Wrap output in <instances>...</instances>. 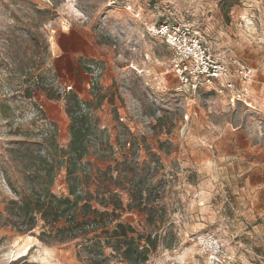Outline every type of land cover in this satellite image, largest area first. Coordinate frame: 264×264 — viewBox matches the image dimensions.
I'll use <instances>...</instances> for the list:
<instances>
[{
	"label": "rangeland",
	"instance_id": "374dc122",
	"mask_svg": "<svg viewBox=\"0 0 264 264\" xmlns=\"http://www.w3.org/2000/svg\"><path fill=\"white\" fill-rule=\"evenodd\" d=\"M167 20L198 32L221 62L254 69L247 88L257 113L243 102L230 106L206 88L182 90L171 68L173 51L155 33ZM30 24L50 44L40 69L25 56L31 40L21 30ZM19 48L21 58L13 61ZM21 61L30 72L16 73L14 64ZM92 64L103 69L96 95L86 74ZM41 77L44 85L53 84L60 100L38 89ZM28 89L35 91L32 99ZM69 92L90 102L99 127L105 126L100 129L113 142V154L104 153L108 159L97 154L85 159L94 171L132 159L136 150L135 168L144 178L141 201L154 208L153 216L126 209L119 219L158 237L147 264H264V191L252 198L257 192L247 193L241 175L258 158L255 178L264 183L263 155L246 157L251 150L264 152V0H0V211L16 197L10 184L20 188L24 182L12 142L41 143L43 154L53 152L54 141L68 146ZM225 122L234 123V158L230 141L215 136L221 133L216 125ZM52 191L68 195L65 168ZM121 197L126 206L132 202L127 191ZM49 233L42 221L28 232L0 223V264H95L81 239L58 241ZM204 234L220 240L221 256L213 257L206 243L193 240ZM105 254L106 264H127L110 248Z\"/></svg>",
	"mask_w": 264,
	"mask_h": 264
},
{
	"label": "trees",
	"instance_id": "16d2710c",
	"mask_svg": "<svg viewBox=\"0 0 264 264\" xmlns=\"http://www.w3.org/2000/svg\"><path fill=\"white\" fill-rule=\"evenodd\" d=\"M37 12L46 13L45 10ZM32 27L30 24L27 30H21L31 40L26 48L30 53L26 52L25 56L28 55L29 62L40 69V63L49 54L50 44L47 38L34 34ZM11 55L13 61L21 58L20 48ZM14 67L16 73L31 71L23 61L15 62ZM43 81L41 77L35 84L38 89L41 87L48 99L60 100L61 95L53 84L44 85ZM27 93L30 99L35 95L31 89ZM65 99L71 136L67 147H60L54 141L51 143L53 152L43 154L41 143L27 140L12 142L11 145L18 147L16 157L22 159L24 182L20 188L10 184L16 197L7 201L0 211V223L28 232L42 221L50 226L49 235L58 241L81 239L80 246L95 264H106V248H110L127 264H147L149 253L157 248L158 237L138 232L132 225L119 219V212L126 209H142L149 213V217L153 216L151 209L154 208L143 206L141 201L144 178L135 168L136 150L132 152V159L124 157L123 161L114 160V166L110 164L94 171L93 164L85 161L90 154H97L102 160L109 158L105 152L113 154L107 131L100 129L99 120L88 111L90 102L83 101L75 92L67 93ZM63 168L66 170L68 195L58 196L52 191V185ZM93 182L98 184L91 189ZM124 182H128L130 188H125ZM123 191H127L132 199L127 206L121 197ZM47 233L45 230L42 236Z\"/></svg>",
	"mask_w": 264,
	"mask_h": 264
},
{
	"label": "built area",
	"instance_id": "2783aa9c",
	"mask_svg": "<svg viewBox=\"0 0 264 264\" xmlns=\"http://www.w3.org/2000/svg\"><path fill=\"white\" fill-rule=\"evenodd\" d=\"M155 33L165 39L173 51L171 68L183 91L197 93L199 89L206 88L224 98L230 106L234 107L238 102H243L252 112L259 111L253 104L247 88V84L254 77L253 68L243 64L232 68L214 58L202 42L198 32L185 24L167 20L157 26ZM88 68V86L93 93H96L103 77V69L98 64L89 65ZM242 84L244 86H240ZM261 106L264 108V103ZM83 107L86 108L85 105ZM88 111L91 115L95 113L92 108ZM189 118L190 115L186 113L184 119L189 120ZM124 144L131 145L127 139H124ZM195 239L206 243L213 257L218 258L222 255L223 245L214 236L204 234L193 238Z\"/></svg>",
	"mask_w": 264,
	"mask_h": 264
},
{
	"label": "crops",
	"instance_id": "0c3cea01",
	"mask_svg": "<svg viewBox=\"0 0 264 264\" xmlns=\"http://www.w3.org/2000/svg\"><path fill=\"white\" fill-rule=\"evenodd\" d=\"M87 75H89V73H86ZM104 74H110L105 72ZM105 77V76H104ZM104 83L107 84L108 83V77H105ZM250 91V90H249ZM80 95V94H79ZM250 95H251V99H252V93L250 91ZM189 114V113H188ZM102 128H105V126H100ZM216 128L221 130V133H216V137L220 136L221 141L222 140H226L228 139L231 143V148H232V155L231 157L234 158V123H221L219 124V126L216 125ZM128 141V140H127ZM109 142L112 144V140L110 139ZM130 142V141H129ZM131 143V142H130ZM258 153H261V155H263L264 157V152H258L256 150H251L249 152L246 153V157L248 159H253L255 155H258ZM93 155V154H90ZM253 160H258V158L253 159ZM256 162H250V166L246 167L245 171L242 172L241 175L245 176V190L248 192H257L254 196H252V198H256L257 196L260 195V193H262L264 191L263 186L264 183H261L260 181H258L255 176L258 174V169L260 167V163H256ZM231 173L233 174L232 176H234V167H231ZM239 175V172H237Z\"/></svg>",
	"mask_w": 264,
	"mask_h": 264
}]
</instances>
